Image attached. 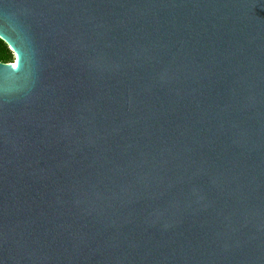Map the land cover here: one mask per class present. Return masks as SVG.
Masks as SVG:
<instances>
[{
  "label": "water",
  "instance_id": "95a60500",
  "mask_svg": "<svg viewBox=\"0 0 264 264\" xmlns=\"http://www.w3.org/2000/svg\"><path fill=\"white\" fill-rule=\"evenodd\" d=\"M0 264H264V0H0Z\"/></svg>",
  "mask_w": 264,
  "mask_h": 264
},
{
  "label": "trees",
  "instance_id": "16d2710c",
  "mask_svg": "<svg viewBox=\"0 0 264 264\" xmlns=\"http://www.w3.org/2000/svg\"><path fill=\"white\" fill-rule=\"evenodd\" d=\"M13 61V53L10 51L8 46L2 40H0V63L12 64Z\"/></svg>",
  "mask_w": 264,
  "mask_h": 264
}]
</instances>
